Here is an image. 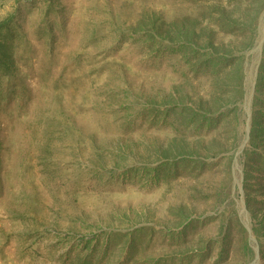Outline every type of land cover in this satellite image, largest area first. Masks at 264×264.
<instances>
[{"label": "rangeland", "instance_id": "1", "mask_svg": "<svg viewBox=\"0 0 264 264\" xmlns=\"http://www.w3.org/2000/svg\"><path fill=\"white\" fill-rule=\"evenodd\" d=\"M251 2L0 0V264H264Z\"/></svg>", "mask_w": 264, "mask_h": 264}, {"label": "trees", "instance_id": "2", "mask_svg": "<svg viewBox=\"0 0 264 264\" xmlns=\"http://www.w3.org/2000/svg\"><path fill=\"white\" fill-rule=\"evenodd\" d=\"M261 1L262 0H252L251 4L253 6H255L257 9L258 6L260 5ZM10 21H11V19L0 22V70H2L5 73H9V69H10V66L12 63V48L13 47L8 41L1 39V32L3 29L8 27V24ZM229 25H230V23H229ZM226 26H228V24H226ZM192 35H193V33L190 31V29L186 28V26H182L179 24L177 25L176 23L174 24L171 22L169 29L166 32V36H164V38L167 41V43L170 45V46H168V48L186 51L187 49H191V48H189V46H190V40L192 38ZM139 37H141V36H139ZM144 37H146V36H144ZM146 38H148V37H146ZM262 53H263V56H262L261 65H260L261 68H260L259 76L257 77V89L260 88L259 89L260 92L262 89H264V46H263ZM258 99L260 101H262V103L264 105V96H262V97L260 96V97H258ZM261 113L264 116V108H263V110H261ZM260 130L261 129L258 127V124H256L253 127L251 134L254 136V134ZM261 131H264L263 126H262ZM182 161H187V160L184 159ZM162 164L164 165L163 172L165 173V171H167V169H169L170 166L167 165L168 163H166V161L163 162ZM263 164H264V162H263ZM257 169L260 171V173H262V175H263L262 177L264 180V168L257 166ZM263 189H264V185H263ZM137 231H142V229L138 228ZM223 244H224V242H223ZM96 245L97 244H95L93 248H96ZM105 250L106 249L104 248L103 251L105 252ZM222 253H224V248L221 250V255H222ZM91 255H92V253H91ZM91 255L88 254V259H89V257H91Z\"/></svg>", "mask_w": 264, "mask_h": 264}]
</instances>
